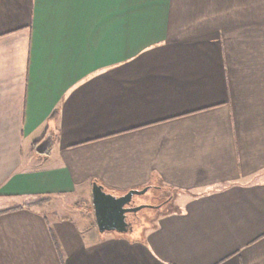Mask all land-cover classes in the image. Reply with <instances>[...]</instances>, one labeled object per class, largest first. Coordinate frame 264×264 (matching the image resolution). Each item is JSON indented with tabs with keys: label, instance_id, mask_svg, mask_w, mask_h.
<instances>
[{
	"label": "crops",
	"instance_id": "obj_1",
	"mask_svg": "<svg viewBox=\"0 0 264 264\" xmlns=\"http://www.w3.org/2000/svg\"><path fill=\"white\" fill-rule=\"evenodd\" d=\"M244 8L264 0H0V264H264V23L233 27ZM95 182H160L178 208L134 239L31 206Z\"/></svg>",
	"mask_w": 264,
	"mask_h": 264
},
{
	"label": "rangeland",
	"instance_id": "obj_2",
	"mask_svg": "<svg viewBox=\"0 0 264 264\" xmlns=\"http://www.w3.org/2000/svg\"><path fill=\"white\" fill-rule=\"evenodd\" d=\"M232 11L231 25L235 28L243 29L244 27H249L258 29L260 27L259 24L264 23V13L260 15L258 9L244 8L232 9ZM224 25L228 26L227 20ZM179 198L177 191L160 182L153 183L145 195L136 196L134 198L136 206L148 205L152 207L144 208L137 213L138 221L133 227L131 234H129L131 238L142 237L145 233L144 231L151 227L159 216L178 208ZM35 201H38V203L34 204V208L54 220L73 218L82 221V223H85V221L88 223L93 222V217L91 216L94 209L92 195L89 192L80 191L74 195L45 197Z\"/></svg>",
	"mask_w": 264,
	"mask_h": 264
},
{
	"label": "water",
	"instance_id": "obj_3",
	"mask_svg": "<svg viewBox=\"0 0 264 264\" xmlns=\"http://www.w3.org/2000/svg\"><path fill=\"white\" fill-rule=\"evenodd\" d=\"M54 138L55 133L50 130L37 145V153L49 154ZM149 190L150 187H145L144 189H132L124 195H115L108 192L103 185L97 182L93 183L92 202L99 233H116L124 236L131 234L133 227L128 222V215L130 213L137 214L144 208L152 207L148 205L136 206L134 198L145 195Z\"/></svg>",
	"mask_w": 264,
	"mask_h": 264
},
{
	"label": "flooded vegetation",
	"instance_id": "obj_4",
	"mask_svg": "<svg viewBox=\"0 0 264 264\" xmlns=\"http://www.w3.org/2000/svg\"><path fill=\"white\" fill-rule=\"evenodd\" d=\"M135 202V201H134ZM136 205V204H135ZM128 222L129 223H131V226L132 227H134L135 226V224L137 223V221H138V216H137V214H129L128 215Z\"/></svg>",
	"mask_w": 264,
	"mask_h": 264
},
{
	"label": "trees",
	"instance_id": "obj_5",
	"mask_svg": "<svg viewBox=\"0 0 264 264\" xmlns=\"http://www.w3.org/2000/svg\"><path fill=\"white\" fill-rule=\"evenodd\" d=\"M39 200H41V199H39ZM38 203V201H35V203H31V206H34V204H37ZM39 203H40V201H39ZM23 206H20V207H18V208H22ZM17 209V208H16ZM14 209H11V210H8V211H5V212H9V211H13ZM1 214V213H0ZM107 234V233H106ZM100 235H105V234H100ZM142 237H143V235H142ZM142 237H140V238H142ZM58 249V251H59V253H60V250H59V248H57Z\"/></svg>",
	"mask_w": 264,
	"mask_h": 264
}]
</instances>
